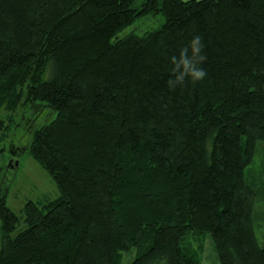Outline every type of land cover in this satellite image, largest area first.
<instances>
[{"label":"trees","instance_id":"1","mask_svg":"<svg viewBox=\"0 0 264 264\" xmlns=\"http://www.w3.org/2000/svg\"><path fill=\"white\" fill-rule=\"evenodd\" d=\"M136 1L0 0V131L23 117L60 193L25 203L15 236L0 193V264H122L131 249L130 264H200L206 234L220 264H264L244 174L264 142V0ZM196 35L207 75L171 88L170 57Z\"/></svg>","mask_w":264,"mask_h":264},{"label":"rangeland","instance_id":"2","mask_svg":"<svg viewBox=\"0 0 264 264\" xmlns=\"http://www.w3.org/2000/svg\"><path fill=\"white\" fill-rule=\"evenodd\" d=\"M144 1L137 0L135 7L139 8ZM162 23L163 18L161 16L146 17L137 20L133 25L120 32L118 37H123L132 32L141 35L157 29ZM47 113L48 110L44 109V112L36 117L32 129L48 122ZM27 116L32 117L30 114ZM21 120L23 117L18 114L15 118L16 127L0 131V193L6 195L7 207L20 219L13 236L25 228L22 216L25 203L55 200L60 196L51 177L38 166L25 150L29 133H27V124L22 125ZM15 163H17L16 166ZM244 174L247 184L256 191L253 222L258 244L264 249V142L257 144L253 162L245 169ZM201 244L200 264H220L208 234L202 237ZM134 256V249L124 252L122 264H130Z\"/></svg>","mask_w":264,"mask_h":264},{"label":"clouds","instance_id":"3","mask_svg":"<svg viewBox=\"0 0 264 264\" xmlns=\"http://www.w3.org/2000/svg\"><path fill=\"white\" fill-rule=\"evenodd\" d=\"M203 49L202 37L196 35L189 46L180 50L178 56L170 57L173 67L172 76L167 82L169 87H181L186 81L196 83L205 79L207 73L202 65L206 61V55Z\"/></svg>","mask_w":264,"mask_h":264},{"label":"water","instance_id":"4","mask_svg":"<svg viewBox=\"0 0 264 264\" xmlns=\"http://www.w3.org/2000/svg\"><path fill=\"white\" fill-rule=\"evenodd\" d=\"M17 165V163H15V166Z\"/></svg>","mask_w":264,"mask_h":264}]
</instances>
